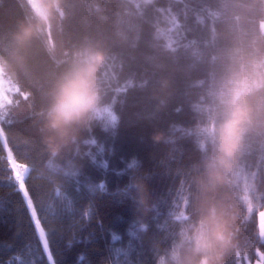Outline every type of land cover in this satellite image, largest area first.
<instances>
[{"label":"trees","instance_id":"16d2710c","mask_svg":"<svg viewBox=\"0 0 264 264\" xmlns=\"http://www.w3.org/2000/svg\"><path fill=\"white\" fill-rule=\"evenodd\" d=\"M25 16L24 0H0V39ZM263 19L264 0H65L59 38L65 48L87 38L108 53L106 99L119 123L85 130V153H68L51 168L45 167L48 155L30 121L5 124L0 264H154L150 241L167 242L174 234L169 214L181 206L182 183L201 156L195 129L243 76L261 81L250 101L258 126L264 125ZM34 67L43 80L52 61L41 52ZM154 133L165 139L155 141ZM8 156L19 166L21 183ZM133 158L150 174L153 207L143 237L135 230L128 167ZM244 167L255 172L254 207L249 213L239 206V247L227 264L264 252L258 230V213L264 210V129L250 138Z\"/></svg>","mask_w":264,"mask_h":264},{"label":"clouds","instance_id":"9594fccd","mask_svg":"<svg viewBox=\"0 0 264 264\" xmlns=\"http://www.w3.org/2000/svg\"><path fill=\"white\" fill-rule=\"evenodd\" d=\"M24 6L25 18L0 39V136L6 137V123L27 119L48 155L45 167L51 168L68 153H85V130L97 124L115 128L119 116L106 99L108 53L87 38L70 48L59 38L65 0H24ZM41 52L52 61V70L43 80L34 67V58ZM261 87V81L251 75L234 81L219 98L218 107L198 124L194 135L201 156L193 174L182 183L181 206L169 214L176 225L174 234L167 242L150 241L154 264H227L238 249L239 206L243 203L247 211L254 207L250 190L255 172L245 169L244 157L252 135L264 129L258 126L250 101ZM153 139L159 142L165 137L154 133ZM20 163L31 168L27 161ZM69 163L74 172L73 162ZM128 167L137 212L135 230L143 237L153 207L150 174L135 158ZM258 215L264 231L260 223L264 210Z\"/></svg>","mask_w":264,"mask_h":264},{"label":"rangeland","instance_id":"374dc122","mask_svg":"<svg viewBox=\"0 0 264 264\" xmlns=\"http://www.w3.org/2000/svg\"><path fill=\"white\" fill-rule=\"evenodd\" d=\"M260 27L264 31V19L260 21ZM7 159L10 162V164L12 165V167H13V169L15 171V174H16V177L19 180V183H21V174H20V171H19V166L11 158V156H8ZM260 223H261V226L264 227V219H262ZM258 226H259V215H258ZM258 230H259V235H260V228ZM238 264H264V252L257 251V256L254 258V260L247 259L245 263H242V261H239Z\"/></svg>","mask_w":264,"mask_h":264},{"label":"snow or ice","instance_id":"6c2138e0","mask_svg":"<svg viewBox=\"0 0 264 264\" xmlns=\"http://www.w3.org/2000/svg\"><path fill=\"white\" fill-rule=\"evenodd\" d=\"M253 211V209L251 207H249L248 212L251 213ZM260 236L264 237V231H260Z\"/></svg>","mask_w":264,"mask_h":264}]
</instances>
